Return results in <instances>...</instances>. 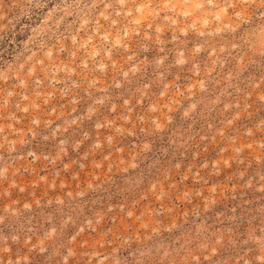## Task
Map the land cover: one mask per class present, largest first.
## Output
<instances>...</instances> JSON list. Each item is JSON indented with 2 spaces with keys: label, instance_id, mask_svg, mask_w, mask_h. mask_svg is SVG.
<instances>
[{
  "label": "rangeland",
  "instance_id": "obj_1",
  "mask_svg": "<svg viewBox=\"0 0 264 264\" xmlns=\"http://www.w3.org/2000/svg\"><path fill=\"white\" fill-rule=\"evenodd\" d=\"M0 264H264V0H0Z\"/></svg>",
  "mask_w": 264,
  "mask_h": 264
}]
</instances>
